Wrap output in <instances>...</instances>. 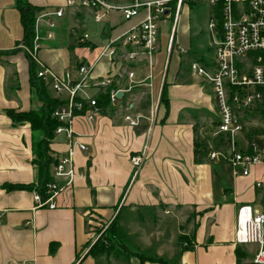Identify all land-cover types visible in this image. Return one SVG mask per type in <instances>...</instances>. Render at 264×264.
I'll use <instances>...</instances> for the list:
<instances>
[{
    "label": "crops",
    "instance_id": "obj_1",
    "mask_svg": "<svg viewBox=\"0 0 264 264\" xmlns=\"http://www.w3.org/2000/svg\"><path fill=\"white\" fill-rule=\"evenodd\" d=\"M28 2L41 8L36 20L40 14L60 7L64 10L63 17L56 19L54 40L44 42L37 52L39 64L35 63L37 72L42 64L57 75L67 71L75 75L78 65L94 64L97 57L93 54L97 49L100 52L103 37L123 35L145 16L142 10L124 22L118 11H111L102 24H95L92 10L66 8V0ZM108 2L122 7L130 0ZM181 12L173 32L171 25L164 53L157 43L152 67L142 59L138 64L125 63L128 48L120 49L112 66L106 61L94 66L92 77L112 76L123 94L111 116L101 115L93 122L79 115L72 119L73 141L83 144L85 152L77 145L70 148L62 134L53 139L50 149L54 158L72 150L75 176L69 187L64 178L53 179L61 191L55 209L50 210L36 209L32 192L3 189L4 185L29 186L37 181L30 126L12 127L4 111L27 112L39 102L30 88V60L22 45L15 0H0V264H141L134 256L129 260L87 256L94 222L108 225L121 210L125 233V216L138 227L127 241L131 253L166 264H254L255 246L234 241L235 217L240 207L261 208L264 191H258L255 184L263 177L264 165L251 167L248 175L241 177L234 175L222 158L209 159L212 153L227 156L230 150L224 137L214 135L218 108L208 81L196 76L191 65L208 67L213 54L206 61L201 47H192V40L198 37L191 32L187 16L180 17ZM40 25L45 28L42 21ZM84 32L89 36L88 46L80 49L78 37ZM68 40L71 44L66 46ZM130 71L134 72L132 79L128 78ZM130 82L136 87L126 93ZM164 84L167 108L160 103ZM92 93L95 91H86L87 96ZM52 97L65 98L54 93ZM128 114L137 126L124 120ZM258 125L254 119L245 121L247 128ZM215 138L219 140L216 148ZM237 140V148L245 150L240 148L242 144L245 148L244 132ZM136 155L143 157L139 170L130 163ZM184 213H190L189 219ZM181 237H187L189 247L181 245ZM51 244L55 246L52 253Z\"/></svg>",
    "mask_w": 264,
    "mask_h": 264
},
{
    "label": "built area",
    "instance_id": "obj_2",
    "mask_svg": "<svg viewBox=\"0 0 264 264\" xmlns=\"http://www.w3.org/2000/svg\"><path fill=\"white\" fill-rule=\"evenodd\" d=\"M172 2L176 6L174 14L169 6ZM197 2H204L211 8L208 30L212 40L210 47L214 51L213 60L208 67L193 63L191 70L196 76L205 77L208 81L218 108L219 122L214 135L224 137L230 150L227 156L216 152L210 154L209 159L216 161L222 158L228 163L234 175L241 177L248 175L251 167L264 165V144L263 147L257 148L256 143L245 140V150L237 148V138L243 136L245 127L243 114L256 111L264 96V0H153L147 3L130 0L122 7H116L108 0H66V8L78 6L81 9L92 10L95 24H102L111 11H118L124 22L137 17L142 10L145 11V16L140 24L123 35L103 37L105 39L99 45L100 54L95 63L80 64L75 75L71 71L62 75L53 74L42 64L39 65L41 69L37 77L48 83L55 95L65 96L63 99L65 104L57 107L53 112V117L60 122L55 136L64 135L70 148L72 144L77 145L79 151L85 152L86 148L83 144H76L73 141L71 121L75 117L74 112L82 109V104L77 101V98L86 99L88 109L83 116L89 122H93L102 113L96 107L95 100L86 95V91L97 92L99 89L111 87L109 102L112 108L119 105L120 98L117 94H123L116 87L112 88L115 82L112 76L92 77L94 66L101 60L112 66L119 58L120 49L125 51L128 48L124 56L125 63L138 64L142 59L149 67H152L160 22H166L168 19L173 21L171 28L173 32L183 5ZM213 8L217 9L216 12ZM217 14L219 19L216 17ZM63 15L64 10L60 7L53 13L40 14L35 20L32 48L26 47V52L34 63H38L37 52L43 43L54 40L56 19L62 18ZM41 21L45 25L43 29L40 25ZM171 35L173 37V33ZM78 38L80 43L89 41V36L85 32ZM184 53L187 52L184 51ZM133 76L134 72L130 71L128 78L132 79ZM134 87H136L134 83L130 82L125 92ZM124 120L132 126L138 124L129 114L124 117ZM142 162V156L136 155L130 158V163L135 170L141 168ZM53 169V179L64 178L66 187L73 184L75 168H73L71 149L57 157V164ZM262 176L260 182L255 184L258 191H264V172ZM60 191L61 189L54 182L46 186L44 195L32 191L35 208L55 209V199ZM261 205L258 210L249 205L240 207L235 217L234 241L237 245L255 246L256 252L252 260L254 264H264V200Z\"/></svg>",
    "mask_w": 264,
    "mask_h": 264
},
{
    "label": "trees",
    "instance_id": "obj_3",
    "mask_svg": "<svg viewBox=\"0 0 264 264\" xmlns=\"http://www.w3.org/2000/svg\"><path fill=\"white\" fill-rule=\"evenodd\" d=\"M196 3H187L186 6L192 8ZM172 10V14L175 12V3L172 2L169 4ZM15 9L19 12L20 16V25L23 29V38L22 45L27 48H32L33 37H34V29H35V20L36 14L41 11V8H35L31 6L28 0H15ZM217 9L213 8V11L216 12ZM217 19H219V14H217ZM218 30L220 27V20L218 24ZM73 36V35H72ZM170 50L173 48L174 38L171 43ZM88 43L83 42L77 43V48L83 49V47H87ZM71 50V49H70ZM69 50V51H70ZM1 57V53H0ZM28 58L30 60V72H29V83L30 88L34 90L35 97L37 101L41 104V106L35 110L30 109L27 112H18L15 110H5L7 118L10 120L12 127H19L23 125L30 126V130L32 133V155L34 159L32 160L33 167L37 170V181L36 183H32L29 186L24 185H4L3 189L6 192H14L15 190L21 191H36L40 195H44L46 191V186L53 182V177L51 175L52 168L57 164V158L53 157V153L50 149V145L54 141L55 131L60 126V122L53 117V112L57 107H60L65 104L63 100L59 98H54L49 95V84L46 83L42 78L37 77V70L35 69V63L32 61L30 55L28 54ZM1 61V60H0ZM197 63L202 62V59H195ZM79 66V65H78ZM77 66V67H78ZM115 88V85L112 88ZM110 88L99 89V91L95 92L92 98L95 100L96 107L98 110H101L102 115H109L114 112V108L110 106L109 102V92ZM160 103L163 104L165 108L168 106V98L166 93V84L163 85L161 90ZM144 99L148 98V94H145ZM121 100V99H120ZM77 101L81 102L82 109L81 111H75L74 115L83 116L85 115L88 109V103L86 99H82L81 97L77 98ZM243 123H245L248 119H254L259 121L261 126H250L244 127V134L246 140L250 142L256 143L257 148L263 147L264 144V96L262 101L259 103L256 111L252 113H244L243 114ZM35 135H38L36 138ZM121 214L122 210L117 214V216L108 224V227L104 231L103 241L98 245H94L88 252L87 256L92 257H112L118 259L116 257L115 250H119L123 256H125L126 260H129L131 257H136L141 264H166L163 260L151 258V257H143L137 253H131L128 251L125 245V230L122 228L121 222ZM180 243L186 244L188 247L190 246L189 240L187 237H181ZM185 247V248H188ZM55 249V246L51 244L49 246V251L52 253Z\"/></svg>",
    "mask_w": 264,
    "mask_h": 264
},
{
    "label": "rangeland",
    "instance_id": "obj_4",
    "mask_svg": "<svg viewBox=\"0 0 264 264\" xmlns=\"http://www.w3.org/2000/svg\"><path fill=\"white\" fill-rule=\"evenodd\" d=\"M184 7L182 8V12L180 17H182L183 15L187 16V20H188V24L190 25V29L191 32H194L198 38H194L192 41V47L199 45L201 47V49L203 50V52H201L202 55L206 56L205 60L208 61L211 59L212 54H213V48H210L211 46V34L209 33L208 30V24H209V14H210V6L207 5L204 2H197L195 5H193L192 8H189L186 5H183ZM173 21H171L170 19L166 20V22H160L159 24V31H158V44L161 45L162 50L164 49L165 45L168 42V37H169V30L171 28ZM45 43H43L44 45ZM71 42L68 40V43L66 46L70 45ZM164 53V50H163ZM100 54V52H97L95 54H93V58L94 56L98 58V55ZM92 56V55H91ZM89 57V56H88ZM104 61V60H101ZM185 67V66H184ZM185 70H188V68L185 67ZM49 95L52 97L53 96V92L49 89ZM95 93H92L91 96H93ZM41 106V104L39 103V105L35 108V110H37L39 107ZM36 138H38V135H35ZM38 136V137H37ZM56 136H54L55 138ZM237 143L240 145V141L237 140ZM219 144V140H217L215 138V148L218 147ZM222 147V146H221ZM241 149H245L244 145L242 144ZM132 214H134L131 211ZM125 213L122 211V215L121 218L124 217ZM131 215V214H130ZM148 215V214H147ZM146 215V216H147ZM153 216V215H152ZM184 216L186 218L189 219V217L191 216L190 213H184ZM127 216H125L124 220V226L126 227L127 232L124 233L125 234V245L128 247L127 245V241L130 239V237H132L133 233H135L137 231L136 224H132L130 222V220H128ZM148 218V217H147ZM122 220V221H123ZM147 220V219H146ZM149 221V219H148ZM94 227H93V232H94V237H93V243H91L89 245V247L87 248V252L94 246V245H99L102 241H103V233L106 230V228L108 227V225L106 224H100L98 222H94ZM149 228L153 226H148ZM147 227V228H148ZM116 257L119 258H125V256H123L121 254V252L119 250H115V254ZM121 262V260L119 261V263Z\"/></svg>",
    "mask_w": 264,
    "mask_h": 264
},
{
    "label": "water",
    "instance_id": "obj_5",
    "mask_svg": "<svg viewBox=\"0 0 264 264\" xmlns=\"http://www.w3.org/2000/svg\"><path fill=\"white\" fill-rule=\"evenodd\" d=\"M117 97H118V98H120V97H121V95H120V94H117Z\"/></svg>",
    "mask_w": 264,
    "mask_h": 264
}]
</instances>
